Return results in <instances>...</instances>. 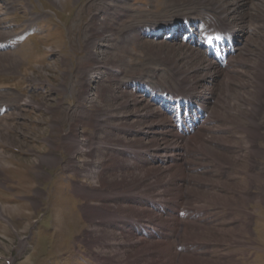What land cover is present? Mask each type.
I'll list each match as a JSON object with an SVG mask.
<instances>
[{
  "label": "rangeland",
  "instance_id": "374dc122",
  "mask_svg": "<svg viewBox=\"0 0 264 264\" xmlns=\"http://www.w3.org/2000/svg\"><path fill=\"white\" fill-rule=\"evenodd\" d=\"M213 2L244 22L247 48L214 86L201 145L184 143L164 167L153 161L167 116L138 82L196 80L200 92L206 60L133 28L202 20ZM259 3L0 0V264H264V90L261 109L251 105L254 71L264 87ZM126 32L133 40L120 45ZM152 226L163 235L144 236Z\"/></svg>",
  "mask_w": 264,
  "mask_h": 264
},
{
  "label": "bare ground",
  "instance_id": "6f19581e",
  "mask_svg": "<svg viewBox=\"0 0 264 264\" xmlns=\"http://www.w3.org/2000/svg\"><path fill=\"white\" fill-rule=\"evenodd\" d=\"M54 2H58L59 0H53ZM253 1H257V0H251V2H253ZM245 2H247V0H245ZM214 3V2H213ZM235 3V2H234ZM215 4V3H214ZM237 4H239V1L237 2ZM259 4H261L260 6H261V10H262V12H261V19L262 18H264V0H261V3H259ZM216 5V4H215ZM216 7H218L217 5H216ZM233 9L236 11V14L238 13L237 12V10H236V8H235V4H233ZM219 9H224L223 7L222 8H219ZM222 11V10H221ZM240 12H241V10H240ZM240 12L237 14V17H239L240 16ZM120 13V12H119ZM222 13L223 14H226V15H228L229 17L230 16H232V14H230V10L229 11H222ZM234 13V12H233ZM122 14H120L119 16H121ZM259 14H253L252 15V17H257ZM123 16V15H122ZM236 16V15H235ZM230 19V18H229ZM234 24H236V25H239L240 26V22H241V24H242V21L241 20H239L238 18L237 19H235V21L234 20H231ZM115 26V24H113L112 25V27H114ZM255 28L256 29H260V28H262V24H260V25H257V26H255ZM96 30H97V28H96ZM133 30L135 31L136 29L135 28H133ZM242 32V33H241ZM241 32H237V33H235L234 34V39H235V41H236V46H237V44H239L240 43V41H241V38H242V36H245V30H242ZM104 34V33H103ZM102 34V35H103ZM101 35V36H102ZM140 37V36H139ZM101 38V37H100ZM132 40H133V38H132V35H131V33L130 34H128L127 32L124 34V37L120 40V42H119V44L120 45H127V44H130L131 42H132ZM245 47L247 48V43L245 42L244 43V47H242L241 48V50H243V49H245ZM199 52V51H198ZM3 54V53H2ZM4 56V55H3ZM2 56V58H4ZM198 57H200V55H196V57H194L193 55H192V58H194V59H197ZM6 59V58H5ZM17 60V59H16ZM2 61V60H1ZM13 63V62H12ZM95 64H97L98 62L96 61V62H94ZM208 62H207V60L205 61V62H202V64H204L203 65V75H201L200 77H198L197 78V80H199V79H201V82L203 81V82H206V81H208L209 80V82L211 83L213 80H215V78H216V75L213 73V71L211 70V69H213L212 68V65H210L209 63L207 64ZM1 64H3V63H1ZM3 67V66H2ZM99 68V67H98ZM98 68H96L95 70H97ZM115 70V69H114ZM209 70H211L210 72H208ZM98 73H100V71H99V69H98ZM98 73L95 71V72H92L91 74H90V77L91 76H93V78H96V76L98 75ZM102 74V73H101ZM207 74H209V75H207ZM206 75L208 76L207 77V79H206ZM253 75H254V77L253 78H255V80H256V85L254 86V85H252V88H256V89H258L259 91H260V96H258V94H257V96H255L256 98H254V99H252V101H253V103L251 104V105H256V107H257V109H260V107H259V104L260 103H256V104H254V101H260V99H261V94H262V91L264 90V87H263V85H262V83H260V81H259V79L257 80V78H258V76L259 75H261V72L259 71V70H256V71H254V73H253ZM89 77V78H90ZM93 78H91V79H93ZM90 79V80H91ZM212 80V81H211ZM229 80V78L228 77H224V79L220 82H217V84L215 85V87L217 88L218 86H219V83L221 84V85H226V82ZM83 81H84V83H83V86L85 85L86 87H87V84H86V81H87V79L86 78H83ZM99 81V80H98ZM98 81H96V79L95 80H92L91 81V83L92 82H96V85H97V82ZM215 82V81H214ZM195 83H196V80L194 81V82H192V81H190L189 82V84H187V86L188 87H192L193 88V86H195ZM92 87V86H91ZM144 88H145V86H144ZM229 88H230V90H231V87H229V86H227L226 87V90L228 91L227 93H230L231 91L229 90ZM146 89V88H145ZM178 92H180V91H178ZM248 92H250V93H252L251 91H248ZM248 92H245V93H242V95H248ZM194 95V94H193ZM203 96H205V95H203ZM254 96V95H253ZM89 99V98H88ZM25 101H26V99H25ZM223 101L226 103V104H228V105H230V100H228V99H224L223 98ZM196 102L198 103L199 102V99H197L196 100ZM231 103H232V105L234 104V102L233 101H231ZM4 103H2V105H3ZM8 106V105H7ZM213 108H214V111H215V107L213 106ZM257 109H255L256 111H257ZM196 111V109H194L193 110V112H195ZM258 115H260V113H258ZM5 116V115H4ZM8 116V113L6 114V117ZM168 119V118H167ZM163 120V123L164 122H167L168 120ZM98 121H102V120H98ZM98 121H97V123H98ZM96 123V125H98ZM142 133V132H141ZM143 134H149V131H147V132H145V133H143ZM160 134H161V139H162V141H163V143H165V142H168V141H170L171 140V142H175V146H177V145H179V144H181L182 143V139L179 137V136H177V135H175V134H173V133H171L168 137H166V136H162V135H165L166 134V132H164V131H160ZM81 136V135H80ZM117 136H118V134H117ZM83 137V136H82ZM193 141L194 142H198V145H201V143H200V141H201V138L200 137H198V136H196V137H194L193 138ZM84 143L83 142H80L79 140H78V146H77V150H75L74 152H73V154L74 155H80L81 153H83V150H84V145H83ZM70 146V145H69ZM120 149H123V148H120ZM162 151H163V154H162V156H161V158L160 159H168L170 156H172L174 153L173 152H171V151H169V149L170 148H167V146L166 145H164L163 144V146L160 148ZM86 152V151H85ZM121 153V152H120ZM51 161V160H50ZM95 164V167L94 168H96L97 166H98V163H94ZM92 167V166H91ZM100 167V166H99ZM165 167H169V166H165ZM93 168V167H92ZM94 170V169H93ZM96 170H94V172H95ZM98 171V170H97ZM96 171V172H97ZM92 173V172H91ZM93 174V173H92ZM132 174V173H131ZM131 174H129L126 178L128 179V177H130L131 176ZM98 175V174H97ZM126 175V174H125ZM135 175V174H134ZM95 176V175H94ZM111 177V176H110ZM125 177V176H124ZM123 177V178H124ZM137 179H140L141 180V178H137ZM114 180H116V178L114 179ZM117 181V180H116ZM150 237L152 236V235H149Z\"/></svg>",
  "mask_w": 264,
  "mask_h": 264
}]
</instances>
